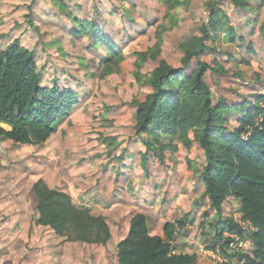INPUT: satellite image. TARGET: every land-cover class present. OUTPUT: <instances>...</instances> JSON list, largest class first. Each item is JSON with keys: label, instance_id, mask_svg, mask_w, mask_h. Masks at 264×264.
Wrapping results in <instances>:
<instances>
[{"label": "rangeland", "instance_id": "obj_1", "mask_svg": "<svg viewBox=\"0 0 264 264\" xmlns=\"http://www.w3.org/2000/svg\"><path fill=\"white\" fill-rule=\"evenodd\" d=\"M58 1L0 0V49L19 41L34 52L43 85L74 90L78 101L44 144L0 138V264H119L118 243L136 213L146 215L150 233L159 236L166 223L186 220L174 252L196 254L198 264H229L219 248L209 249L229 238L253 251L250 239L237 241L219 223L231 219L250 229L241 201L226 197L219 219L204 196L198 145L176 141L174 147L149 150L142 141L147 135L137 134L135 113L136 104L152 92L147 77L161 60L183 66L181 46L201 36L212 2L225 12L236 41L218 33L187 71L206 63L205 82L216 100L230 106L264 95V0H247L251 12L229 0H181L176 10L162 0ZM61 5L79 20L94 21L122 59L102 63L106 47L94 49L90 36L73 35ZM137 52L157 59L142 63ZM240 116L239 110L229 111L225 126L236 129ZM40 180L71 197L76 207L105 218L112 233L108 244L69 242L38 225L34 185Z\"/></svg>", "mask_w": 264, "mask_h": 264}, {"label": "trees", "instance_id": "obj_2", "mask_svg": "<svg viewBox=\"0 0 264 264\" xmlns=\"http://www.w3.org/2000/svg\"><path fill=\"white\" fill-rule=\"evenodd\" d=\"M178 9L181 0H162ZM244 12L253 9L247 0H229ZM59 5L58 0H54ZM209 22L201 28V36L182 44L184 58L181 68L167 61L148 75L152 92L144 102L136 104V130L149 150L174 147L176 141L188 148L193 145L203 151L204 163L200 179L205 186L204 196L220 214L228 196L241 201L243 220L250 229L235 225L231 219L220 220L224 230L243 239H250L254 250L245 256V264H264V95L252 103L230 106L223 98L215 99L205 82L209 70L201 63L191 72V61L208 51V41L220 32L228 33L236 41L233 26L228 24L225 12L209 4ZM64 8L72 22L71 33L76 37L88 35L94 49L106 47L108 54L102 63L122 59V51L111 42L91 20H79ZM169 8V9H170ZM264 28V25H263ZM142 63L157 59L156 54L137 52ZM77 93L59 85L44 86L34 52L19 41L0 49V138L14 143L44 144L56 133L76 105ZM239 110V126L230 130L224 116ZM38 199L37 224L49 227L69 242L106 246L112 238L105 218L80 209L71 197L50 189L43 180L34 185ZM186 220L170 221L164 225V236L152 235L144 214L136 213L130 220L127 236L118 243L119 264H198L196 254L175 253L173 242ZM248 233L252 234L248 238ZM222 236V233L220 232ZM233 238L209 249L226 253Z\"/></svg>", "mask_w": 264, "mask_h": 264}, {"label": "built area", "instance_id": "obj_3", "mask_svg": "<svg viewBox=\"0 0 264 264\" xmlns=\"http://www.w3.org/2000/svg\"><path fill=\"white\" fill-rule=\"evenodd\" d=\"M237 237H239L237 241H239L240 239L241 240L243 239L240 236H237ZM235 242L236 241L234 240L230 244V247L227 249L226 253L221 254V252L219 250H218V253L220 255H225L227 257V259H228V263L229 264H245L246 263V259L243 256H245L248 252L243 251L242 250V246L240 245V243H235Z\"/></svg>", "mask_w": 264, "mask_h": 264}]
</instances>
